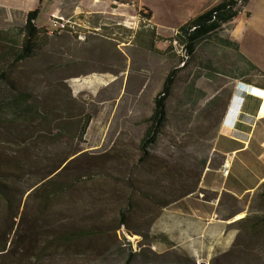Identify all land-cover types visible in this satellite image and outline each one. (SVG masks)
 Returning a JSON list of instances; mask_svg holds the SVG:
<instances>
[{"label": "rangeland", "instance_id": "374dc122", "mask_svg": "<svg viewBox=\"0 0 264 264\" xmlns=\"http://www.w3.org/2000/svg\"><path fill=\"white\" fill-rule=\"evenodd\" d=\"M102 1L82 25L84 39L41 34L0 81V101L28 94L40 116L0 113V264H63L96 238L91 247L110 252L99 264H264V226L254 227L264 219L262 189L223 193L210 218L195 211V199L215 195L201 180L222 165L215 140L232 101L246 86H264V76L239 77L242 63L216 37L179 67L180 48L170 42L182 19L171 16L178 1L143 0L153 19L131 0ZM3 17L2 30L23 26ZM222 36L230 39L229 27ZM174 69L168 122L143 155L153 99ZM106 179L113 188L96 191ZM66 199L94 207L83 218L91 231L46 235L37 220ZM22 208L29 214L20 225ZM34 210L41 215L31 217Z\"/></svg>", "mask_w": 264, "mask_h": 264}, {"label": "crops", "instance_id": "0c3cea01", "mask_svg": "<svg viewBox=\"0 0 264 264\" xmlns=\"http://www.w3.org/2000/svg\"><path fill=\"white\" fill-rule=\"evenodd\" d=\"M110 3L116 1L107 0ZM141 8H147L153 19L154 13L149 5L143 0H131ZM172 3L171 16L182 17L180 26L201 15L208 9L216 6L222 0H175ZM45 0H0V17H10L9 21L17 20L22 25L25 24L27 14L39 9L36 19L38 28H48L51 26L49 16L52 13H59L64 17L76 16L82 25L86 24L89 17L100 13L95 11L103 1L99 0H49L48 6ZM121 3L123 2L120 1ZM44 18L41 25L38 21ZM46 20V21H45ZM178 28V27H177ZM171 31V36L176 29ZM230 39L239 46L242 55L248 58L260 71L264 73V65L258 58L264 57V0H246L240 7L238 16L230 23ZM264 89L263 85H253ZM243 98V93H238L232 106L228 109L226 118L222 126L225 131H229L228 125L235 121H240L241 125L247 126L249 134L233 133L227 137L218 133L215 140V152L222 158V165L227 162L229 174L222 176V165L218 168L205 170L201 189L216 194L209 200L195 199L196 214L201 217L210 218L221 201L223 193H228L237 198H242L247 194L256 191L264 183V122L260 119H250L239 114V106ZM264 118V116H263ZM253 127H249V126ZM222 128V127H221ZM252 132L250 133V131ZM219 175L216 177L215 173ZM221 184L217 185V181ZM213 179H215L213 181Z\"/></svg>", "mask_w": 264, "mask_h": 264}, {"label": "trees", "instance_id": "16d2710c", "mask_svg": "<svg viewBox=\"0 0 264 264\" xmlns=\"http://www.w3.org/2000/svg\"><path fill=\"white\" fill-rule=\"evenodd\" d=\"M39 12V9L29 12L25 24L21 27H12L7 30L0 29V81L5 82L7 80L10 67L32 55L37 39L41 34H46L45 30L38 28L35 23ZM239 12L240 8L237 6V2L234 0H222L216 6L178 27L174 37L170 40L171 49H173L174 45L180 48L178 66H185L201 44H208L216 37L221 48L232 47L239 62L242 63L244 68L241 69L243 71L239 77L243 78L251 73H259L264 76L262 71L240 53L236 42L222 36L226 27L230 29V23L238 16ZM177 75L178 72L175 69L169 71L160 90L153 99L151 115L147 119L148 127L139 145L140 152L143 155L157 143L166 127L168 122L167 102L171 97ZM194 88L195 85L192 84L190 86L191 93L194 92ZM5 98L7 99L0 101V113L10 111L12 115H15V118L25 119L24 121L29 119L30 122L40 117L39 112L29 103L30 96L28 94L18 93L12 98L9 96ZM202 169L204 171L205 163ZM259 188L262 189V195H264V183ZM215 196L216 194L212 198ZM258 226H264L263 218L254 223V227Z\"/></svg>", "mask_w": 264, "mask_h": 264}, {"label": "bare ground", "instance_id": "6f19581e", "mask_svg": "<svg viewBox=\"0 0 264 264\" xmlns=\"http://www.w3.org/2000/svg\"><path fill=\"white\" fill-rule=\"evenodd\" d=\"M99 0H95V3H98ZM253 99L257 100L256 97L251 96L249 98L250 105H256L253 103ZM253 112V111H252ZM259 119L264 122V118L259 116ZM241 127V126H240ZM96 191H101L102 189L113 188V181L111 179L100 180L98 185H93ZM68 196H72V193H69ZM69 199V197H68ZM71 203L68 204V200L66 199L63 204L56 203L55 207H50L48 211L44 212V217L40 220H37L36 227L41 230H45L46 235L50 233H58L61 229H69V231H77L81 232L85 230V232H90L89 224L83 221L85 215H88L91 211H94V207H90L88 205L79 204L76 209L70 206ZM32 213V212H31ZM28 211L22 208L19 211V223L27 217ZM41 215L40 210H34L31 214V217H37ZM243 215H239L237 219H241ZM25 227V225H24ZM27 227V226H26ZM53 239V238H52ZM54 240V239H53ZM53 240H49L50 242ZM100 241L99 238L94 239L93 241H89L88 244H85L83 248H79L75 253L76 256H69L67 261H63V264H99L102 260H104L107 256H109L110 252L106 249H96L94 246L91 247V244H96Z\"/></svg>", "mask_w": 264, "mask_h": 264}, {"label": "built area", "instance_id": "2783aa9c", "mask_svg": "<svg viewBox=\"0 0 264 264\" xmlns=\"http://www.w3.org/2000/svg\"><path fill=\"white\" fill-rule=\"evenodd\" d=\"M237 2V6L240 8L246 0H234ZM49 20L51 22V26L48 28H44L47 35H54L59 33H68L73 36H78L79 39H84L82 35V24L76 18V16L72 17H64L59 13H52L49 16ZM246 89L243 92V98L241 104L239 106V114L244 117H253L254 120L259 119V116H264V89L258 87L246 86ZM251 96L256 97L257 100L253 99V103L256 105L249 104V98ZM253 111V112H252ZM240 121H236L238 131L242 133L249 134L248 125L244 126L239 123ZM241 126V127H240ZM253 127V126H249ZM252 130L250 131V133ZM222 135L231 137L233 136V129L229 128V131L220 132ZM229 174V165L227 162H224L222 165V176L226 177Z\"/></svg>", "mask_w": 264, "mask_h": 264}, {"label": "clouds", "instance_id": "9594fccd", "mask_svg": "<svg viewBox=\"0 0 264 264\" xmlns=\"http://www.w3.org/2000/svg\"><path fill=\"white\" fill-rule=\"evenodd\" d=\"M247 118H250V119H254L253 117H247ZM240 123V122H239ZM226 125L222 126V128L220 129V132L224 131L223 127H225ZM239 127L235 122H233L231 125H228V128H231L233 129V132L234 133H240L241 131H238L236 128Z\"/></svg>", "mask_w": 264, "mask_h": 264}]
</instances>
